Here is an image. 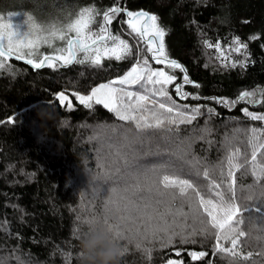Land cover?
<instances>
[{
	"label": "trees",
	"instance_id": "obj_1",
	"mask_svg": "<svg viewBox=\"0 0 264 264\" xmlns=\"http://www.w3.org/2000/svg\"><path fill=\"white\" fill-rule=\"evenodd\" d=\"M38 5L87 24L67 61L0 48V264H264V0ZM142 15L174 81L132 86L134 108L62 103L157 66Z\"/></svg>",
	"mask_w": 264,
	"mask_h": 264
},
{
	"label": "rangeland",
	"instance_id": "obj_2",
	"mask_svg": "<svg viewBox=\"0 0 264 264\" xmlns=\"http://www.w3.org/2000/svg\"><path fill=\"white\" fill-rule=\"evenodd\" d=\"M45 0H0V48L9 55L26 59L35 65L45 61L46 57L60 58L67 61L64 51L70 45V39L80 37L87 24V18L78 9H66L55 12L53 8L42 10L40 5ZM27 2L31 3V5ZM154 16L142 15L133 20L132 28L141 33L144 27L145 39L153 56V63L135 64L126 74L107 83L97 85L90 93H62L60 101L72 106L74 100L90 105L100 103L109 109H115L119 103L129 102L134 105L145 100L142 92L133 91L136 84L166 85L172 83L175 75L171 71L178 65L164 57V40ZM1 55V53H0ZM126 100L128 102L126 103ZM130 108V107H129ZM199 257V255H195ZM163 264H183L180 258H171Z\"/></svg>",
	"mask_w": 264,
	"mask_h": 264
}]
</instances>
